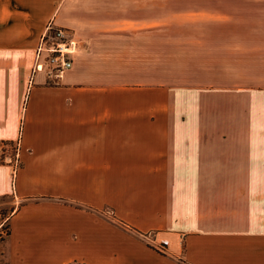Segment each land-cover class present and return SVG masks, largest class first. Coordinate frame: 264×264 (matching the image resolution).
I'll return each mask as SVG.
<instances>
[{"label":"crops","instance_id":"0c3cea01","mask_svg":"<svg viewBox=\"0 0 264 264\" xmlns=\"http://www.w3.org/2000/svg\"><path fill=\"white\" fill-rule=\"evenodd\" d=\"M89 2L0 0V160L18 155L16 171L0 161V197L23 204L0 258L264 264V0H178L175 86L125 82L131 61L106 54L114 33L92 19L98 34L51 81L43 35L80 25ZM76 207L113 208L124 227Z\"/></svg>","mask_w":264,"mask_h":264},{"label":"rangeland","instance_id":"374dc122","mask_svg":"<svg viewBox=\"0 0 264 264\" xmlns=\"http://www.w3.org/2000/svg\"><path fill=\"white\" fill-rule=\"evenodd\" d=\"M86 1V0H85ZM89 8L79 9L78 20L81 24L61 27L67 30L72 38L87 42L88 38L98 32H93L88 20L92 19L107 31H113L110 36H99L105 40L106 54L113 51L120 53L121 65L127 69L126 63L131 61L130 70L123 72L125 82L142 81L151 85L175 86L178 80V47H177V19L178 0H121L120 6L107 0H90ZM183 3V1H182ZM93 7V8H92ZM88 12L90 14H88ZM118 19L120 22L103 25V21ZM115 45L119 48H112ZM182 61V58H181ZM38 200V199H37ZM39 201V200H38ZM65 204L61 201H56ZM23 204L13 196L0 197V222H4L21 208ZM87 214L95 215L114 227H124L120 217L113 208H85L76 207ZM75 212V211H74ZM5 223V222H4ZM0 237L6 238L10 233L8 223L4 224ZM6 236V237H4ZM0 238V239H2ZM2 264L5 259L0 258Z\"/></svg>","mask_w":264,"mask_h":264},{"label":"built area","instance_id":"2783aa9c","mask_svg":"<svg viewBox=\"0 0 264 264\" xmlns=\"http://www.w3.org/2000/svg\"><path fill=\"white\" fill-rule=\"evenodd\" d=\"M81 43L78 39L72 38V35L61 27H55L51 24L42 38L40 52H46L45 62L37 66V70L47 68L48 79L58 80L63 74L70 70L73 66V56L80 51ZM18 155L15 161L0 160L1 162H9L13 164L14 170L18 167ZM139 240L150 247L157 253L169 255L168 241L160 240L154 232H138L129 229Z\"/></svg>","mask_w":264,"mask_h":264}]
</instances>
